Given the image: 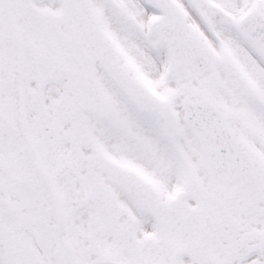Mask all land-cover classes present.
Listing matches in <instances>:
<instances>
[{
    "label": "snow or ice",
    "instance_id": "1",
    "mask_svg": "<svg viewBox=\"0 0 264 264\" xmlns=\"http://www.w3.org/2000/svg\"><path fill=\"white\" fill-rule=\"evenodd\" d=\"M0 264H264V0H0Z\"/></svg>",
    "mask_w": 264,
    "mask_h": 264
}]
</instances>
